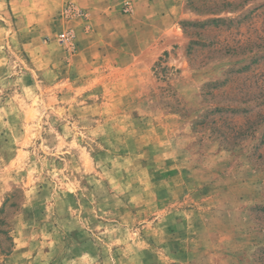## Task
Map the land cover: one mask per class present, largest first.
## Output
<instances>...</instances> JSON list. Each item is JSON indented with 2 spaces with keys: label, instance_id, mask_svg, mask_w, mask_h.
Here are the masks:
<instances>
[{
  "label": "rangeland",
  "instance_id": "1",
  "mask_svg": "<svg viewBox=\"0 0 264 264\" xmlns=\"http://www.w3.org/2000/svg\"><path fill=\"white\" fill-rule=\"evenodd\" d=\"M95 9L0 0V264H264V0Z\"/></svg>",
  "mask_w": 264,
  "mask_h": 264
},
{
  "label": "crops",
  "instance_id": "2",
  "mask_svg": "<svg viewBox=\"0 0 264 264\" xmlns=\"http://www.w3.org/2000/svg\"><path fill=\"white\" fill-rule=\"evenodd\" d=\"M115 1L117 0H61V3L65 5L68 2H72L82 9L94 10L95 8H97L98 5H107Z\"/></svg>",
  "mask_w": 264,
  "mask_h": 264
},
{
  "label": "built area",
  "instance_id": "3",
  "mask_svg": "<svg viewBox=\"0 0 264 264\" xmlns=\"http://www.w3.org/2000/svg\"><path fill=\"white\" fill-rule=\"evenodd\" d=\"M72 35L73 34H71L70 32H67V33H64L63 35H62V39H63V41L64 42H66L68 45H70L71 46V38H72Z\"/></svg>",
  "mask_w": 264,
  "mask_h": 264
}]
</instances>
